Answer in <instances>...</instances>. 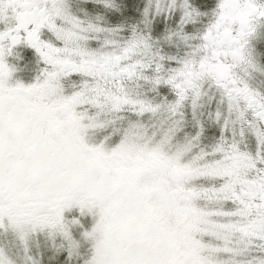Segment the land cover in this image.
I'll return each instance as SVG.
<instances>
[{
    "label": "snow or ice",
    "instance_id": "obj_1",
    "mask_svg": "<svg viewBox=\"0 0 264 264\" xmlns=\"http://www.w3.org/2000/svg\"><path fill=\"white\" fill-rule=\"evenodd\" d=\"M262 30L264 0H0V233L26 264L41 234L58 264H264Z\"/></svg>",
    "mask_w": 264,
    "mask_h": 264
},
{
    "label": "rangeland",
    "instance_id": "obj_2",
    "mask_svg": "<svg viewBox=\"0 0 264 264\" xmlns=\"http://www.w3.org/2000/svg\"><path fill=\"white\" fill-rule=\"evenodd\" d=\"M135 3H136V6H137L138 8H141V9H142L143 6H144V0H135ZM89 5H90V6L87 5V8H88L89 10H91L93 6H92L91 4H89ZM73 7H74V8L77 7V4L74 3V4H73ZM133 17H134V18H138V17H139V13H138V12L134 13V14H133ZM119 19H121V18H118V17H111V18H110V22H113V21L118 22ZM172 22H175V21H174V20H173V21H170L169 24L172 25V24H173ZM163 27H164L163 24H157V25H156V29H157V31L162 30ZM254 43H255L256 48H257V54H258V56L260 57L261 62L264 63V30H262L260 37L258 38V40L254 41ZM261 86L264 87V84H262ZM218 133H219L218 128H217L216 126L213 125V126H211V127L208 129V133H207V135H208V138L210 139V138H212L213 136L217 135ZM217 136H218V135H217ZM251 147H252L253 149L255 148V143H254V142L251 144ZM45 236H46V235H45ZM2 237L4 238V240H7V239H8V240H11V241H12L11 244H12L13 250L16 251L17 256L20 257V261L22 262V264H26V262H25V258L23 259V258L20 256L21 251H20V249L17 247V246L19 245V241H18V240H15V239H14L12 236H10V235H5V234H3ZM46 237H48V236H46ZM46 237H44V236H42V235H39V236L35 237V238L33 239V240H35V242L32 243V241H31V252H32L33 250H35L37 247H39V250L37 251V255H39V256L42 255V260L45 259V260L49 261L50 258H54V256L50 255V253L54 255V251H53V250H52V251L49 250V248L47 247V246L49 245L48 242H47V240H49V239L46 238ZM0 241H1V240H0ZM36 242H37V243H36ZM35 243H36V244H35ZM33 244H34V246H32ZM0 245H2V244L0 243Z\"/></svg>",
    "mask_w": 264,
    "mask_h": 264
},
{
    "label": "flooded vegetation",
    "instance_id": "obj_3",
    "mask_svg": "<svg viewBox=\"0 0 264 264\" xmlns=\"http://www.w3.org/2000/svg\"><path fill=\"white\" fill-rule=\"evenodd\" d=\"M88 6H90V5H88ZM112 23H116V22L113 21ZM172 23L173 24L171 26L172 27H175V22H172ZM189 30H191V29H189ZM20 56L22 58L19 61V68L21 70L20 71V75L24 78L25 82H30L32 76L35 75V72L37 70V65H36V62H35V58L32 56V54L30 52L27 53V51H25V50H21ZM217 135H219V133ZM217 135H215V136H217ZM2 235H3V233H0V240H1L0 243L2 245L12 246V244H11L12 241L11 240H8V239L7 240H4V238L2 237ZM41 235L44 236V237H46L44 234H41ZM37 236H39V235H35V236H32L31 237L32 243L35 242V240H33V239L35 237H37ZM46 238L49 239V240H47V242L49 244L47 247L49 248V250L52 251L53 250V248H52V241L50 240L49 237H46ZM32 246H34V244ZM38 250H39V247H37L35 250H33L31 252L32 256L35 259H37V260H39V255H37V251ZM20 251H21L20 256L24 259V253H23V251L21 249H20ZM50 255L54 256V258H50L49 261L43 259L42 260V264H58V261H56V259H55V254L53 255V254L50 253ZM60 259H62V257ZM17 264H22V262L20 261V257L19 256H17Z\"/></svg>",
    "mask_w": 264,
    "mask_h": 264
}]
</instances>
